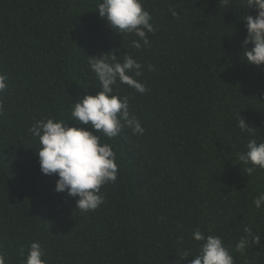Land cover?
Here are the masks:
<instances>
[{
	"label": "trees",
	"instance_id": "1",
	"mask_svg": "<svg viewBox=\"0 0 264 264\" xmlns=\"http://www.w3.org/2000/svg\"><path fill=\"white\" fill-rule=\"evenodd\" d=\"M244 3L142 0L154 32L150 46L141 41L136 49L139 38L115 32L97 0H0V74L8 77L0 93V253L7 264H23L20 250L26 258L32 242L48 264H191L197 228L219 236L234 264H264V207L253 204L264 192V169L249 175L251 165L238 159L250 138L264 142V66L243 60ZM126 53L141 63L137 79L148 91L118 85L116 92L145 131L125 127L103 138L118 178L101 188L97 210L81 213L78 197L57 193L58 177L41 173L28 128L68 120L72 103L102 90L88 58ZM240 117L252 133L239 129ZM245 227L261 241L241 254L234 249Z\"/></svg>",
	"mask_w": 264,
	"mask_h": 264
},
{
	"label": "clouds",
	"instance_id": "2",
	"mask_svg": "<svg viewBox=\"0 0 264 264\" xmlns=\"http://www.w3.org/2000/svg\"><path fill=\"white\" fill-rule=\"evenodd\" d=\"M225 3H229V0H225ZM241 7L247 13L243 16L246 24V36L242 41L243 60L249 65L264 66V0H245ZM250 9L255 10V16L249 14L247 10ZM96 10L115 32L137 36L139 39L132 42L134 48L140 49L142 44L150 46L147 33L154 32V28L151 14L144 9L142 0H97ZM172 14L177 15V12L173 11ZM121 57L117 60L114 55L107 54L88 58L89 71L102 90L94 96L85 95L78 98L75 104L72 103L68 120L40 119L28 128V133L39 142L37 155L41 173L57 176L54 191L78 197L76 209L81 213L97 210L104 203L101 188L108 183H115L118 178L116 154L112 145L103 138L114 139L125 127L136 135L142 136L145 131L140 120L130 113L128 97H121L116 92L118 85H127L140 94L148 91L137 79L141 75L142 65L127 53ZM148 67L151 70V66ZM7 81L8 77L0 74V93L7 89ZM67 121H75L76 125L87 128L69 127ZM237 121L242 132H253L245 118L240 117ZM238 159L241 165H251L244 170L249 175L257 167L264 169V142L258 143L256 139L250 138L246 151L240 153ZM253 204L256 209L264 207V192L254 198ZM244 232L245 235L240 237L234 249L241 254L246 251L250 241H261V237L253 235L250 228L245 227ZM210 233L211 230L206 235L199 228L192 233V238L200 243V248L198 254L192 256L194 259L191 264H234L229 248L219 236ZM20 256L23 264H48L39 242L30 244L26 258L22 248ZM0 264H7V257L2 253Z\"/></svg>",
	"mask_w": 264,
	"mask_h": 264
}]
</instances>
